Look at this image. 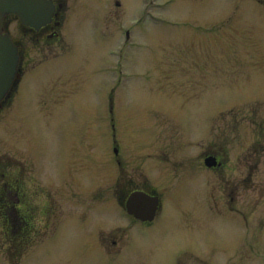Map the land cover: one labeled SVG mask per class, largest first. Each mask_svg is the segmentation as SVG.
<instances>
[{"label": "rangeland", "instance_id": "obj_1", "mask_svg": "<svg viewBox=\"0 0 264 264\" xmlns=\"http://www.w3.org/2000/svg\"><path fill=\"white\" fill-rule=\"evenodd\" d=\"M114 1L78 0L59 40L24 41L19 83L0 106V264H161L182 251L191 263L235 264L224 259L238 251L236 263L264 264V231L260 246L237 250L230 214L204 210L198 179H183L201 173L204 147L221 140L233 155L232 129L245 142L250 117L264 119V0ZM19 26L10 19L16 40ZM116 159L127 184H154L155 225L128 223ZM13 164L53 195L46 217L34 207L28 237L6 219Z\"/></svg>", "mask_w": 264, "mask_h": 264}, {"label": "flooded vegetation", "instance_id": "obj_2", "mask_svg": "<svg viewBox=\"0 0 264 264\" xmlns=\"http://www.w3.org/2000/svg\"><path fill=\"white\" fill-rule=\"evenodd\" d=\"M54 4L53 19L50 23L39 29H34L28 26H22L19 34L20 40L17 41L19 53L22 58L24 57V41L29 40L33 44L50 46L55 41L59 40V28L62 22L66 19L70 7V4L77 2L78 0H50ZM15 17L14 15H7L4 17L3 27L5 31H8L9 19ZM250 123L253 129L249 131L253 135V139L248 135V139L244 142L243 137L239 138V135L232 129L233 136L230 140L225 138L227 143L234 140L238 145L236 151L231 155V149L220 150L222 146H218V141H214V144L208 147H204L199 158L198 167L201 169V173L188 171L185 173L183 179L190 180L198 179L199 182V194L198 201L203 205L204 210L208 207L212 212L222 214L226 212L224 216L230 214L229 217L233 226L239 230V237H237V250L241 245L257 244L260 246L259 240L262 238V232L264 231V119L258 118L256 115L250 117ZM250 139H252L250 141ZM224 140V139H223ZM229 141V142H228ZM243 142L240 146L239 143ZM215 148H210V147ZM219 147V148H217ZM209 159V160H208ZM208 164L212 166H208ZM116 165L120 167L121 178L120 180V193L118 200L122 206H124L128 195L136 190H143L145 192L154 194V184H152V191L146 187H140L134 185V180L126 182V166L122 159H116ZM215 164V165H213ZM263 164V165H262ZM192 167V166H191ZM195 167V168H198ZM25 166H23V173ZM14 165L12 170V178L7 184V197H8V213L7 219L11 223V226L20 228L26 233L33 226L35 218L34 207L42 208L44 216H47L48 211L52 213L54 211L53 195L47 191L45 185L39 183V187L30 188L29 177H16L14 175ZM134 185V186H133ZM46 209L48 211H46ZM26 210V212H25ZM31 211V214H30ZM207 211V210H206ZM23 212H25L23 214ZM208 212V211H207ZM211 212V213H212ZM60 222V221H59ZM55 221V225L59 223ZM127 222V221H126ZM126 222H122L125 225L120 226V234L126 232ZM128 223H132L139 229L148 228L153 226L156 221L142 222L132 217ZM56 227V226H55ZM102 226H96L95 232L98 234L97 248L105 252L110 245H106V235H104ZM244 229V232L241 230ZM102 230V231H101ZM243 231V230H242ZM44 232V231H43ZM43 232H40V237H44ZM28 237V235H27ZM115 245L116 242L114 241ZM110 249V248H109ZM246 256L255 254L252 251L245 252ZM186 252H177L166 254V258L161 260V264H201L196 261L191 263L188 258L185 257ZM244 254V253H243ZM242 252L234 251L228 254L227 259H233L235 264L236 260L243 255ZM263 257L262 254L257 255ZM195 259H198L194 257ZM200 260V259H198Z\"/></svg>", "mask_w": 264, "mask_h": 264}, {"label": "water", "instance_id": "obj_3", "mask_svg": "<svg viewBox=\"0 0 264 264\" xmlns=\"http://www.w3.org/2000/svg\"><path fill=\"white\" fill-rule=\"evenodd\" d=\"M53 12L54 6L49 0H0V101L10 90L19 63L17 47L2 32L3 16L14 13L24 25L38 29L51 20ZM158 206L157 196L140 191L132 193L126 202L128 213L142 221L153 220Z\"/></svg>", "mask_w": 264, "mask_h": 264}]
</instances>
